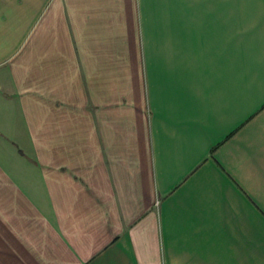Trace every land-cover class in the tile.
<instances>
[{"label":"crops","instance_id":"1","mask_svg":"<svg viewBox=\"0 0 264 264\" xmlns=\"http://www.w3.org/2000/svg\"><path fill=\"white\" fill-rule=\"evenodd\" d=\"M0 264H264V0H0Z\"/></svg>","mask_w":264,"mask_h":264}]
</instances>
